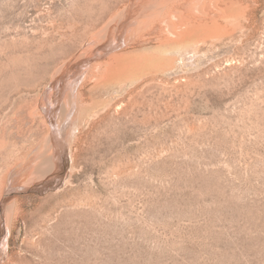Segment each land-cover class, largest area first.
Listing matches in <instances>:
<instances>
[{
	"label": "rangeland",
	"instance_id": "rangeland-1",
	"mask_svg": "<svg viewBox=\"0 0 264 264\" xmlns=\"http://www.w3.org/2000/svg\"><path fill=\"white\" fill-rule=\"evenodd\" d=\"M0 264H264V0H0Z\"/></svg>",
	"mask_w": 264,
	"mask_h": 264
},
{
	"label": "bare ground",
	"instance_id": "bare-ground-1",
	"mask_svg": "<svg viewBox=\"0 0 264 264\" xmlns=\"http://www.w3.org/2000/svg\"><path fill=\"white\" fill-rule=\"evenodd\" d=\"M79 79H80V78H79ZM77 81H79V80H77ZM69 88H70V87H69ZM72 88H73V87H72ZM72 88H71V89H72ZM70 98H71V97H70ZM76 99H77V98H76ZM74 101H77V100H74ZM71 102H72V101H71ZM73 103H74V102H73ZM73 103H72V104H73ZM74 104H75V103H74ZM74 104H73V106H74ZM76 104H77V103H76ZM69 106H71V105L69 104ZM76 106H78V105H76ZM74 107H75V106H74ZM77 108H78V107H77ZM64 109H67V108H64ZM73 109H75V108H73ZM71 110H72V109H71ZM78 111H79V110H78ZM66 112H68V111H66ZM58 113H59V112H58ZM64 113H65V112H64ZM67 114H68V113H67ZM75 114H76V113H75ZM79 114H80V113H79ZM71 115H72V114H71ZM77 116H78V115H77ZM62 117H63V116H62ZM64 118H65V121H66V120L69 118V115H67V117H66V114H64ZM77 119H78V117H77ZM68 120H69V119H68ZM59 121H60V123H61L62 120L59 119ZM59 121H58V124H59ZM65 121L63 122L64 124H65ZM76 121H77V120H76ZM70 122H71V121H70ZM72 122H73V121H72ZM74 122H75V121H74ZM75 123H77V122H75ZM73 124H74V123H73ZM73 124H72V125H73ZM72 125H71V126H72ZM74 125H75V124H74ZM59 126H60V125H59ZM59 126H58V127H59ZM63 126H64V125H63ZM59 128H60V127H59ZM60 129H61V128H60ZM69 130H70V129H69ZM62 131H63V129L61 130V132H62ZM62 134H63V132H62ZM62 134H61V135H62ZM70 134H71V133H70Z\"/></svg>",
	"mask_w": 264,
	"mask_h": 264
},
{
	"label": "water",
	"instance_id": "water-1",
	"mask_svg": "<svg viewBox=\"0 0 264 264\" xmlns=\"http://www.w3.org/2000/svg\"><path fill=\"white\" fill-rule=\"evenodd\" d=\"M60 142H61V145H62V148H63V152H62V156L64 155V156H66V151L64 150V143H63V136L61 137V139H60ZM64 170H65V167H63V172H64ZM62 173V172H61ZM52 177V176H51ZM52 178H55V175H53V177ZM51 181V180H50Z\"/></svg>",
	"mask_w": 264,
	"mask_h": 264
},
{
	"label": "crops",
	"instance_id": "crops-1",
	"mask_svg": "<svg viewBox=\"0 0 264 264\" xmlns=\"http://www.w3.org/2000/svg\"><path fill=\"white\" fill-rule=\"evenodd\" d=\"M45 159H46V157H45ZM45 163L48 164L49 163V160L47 159Z\"/></svg>",
	"mask_w": 264,
	"mask_h": 264
}]
</instances>
